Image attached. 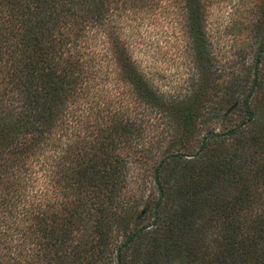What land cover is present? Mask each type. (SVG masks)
Wrapping results in <instances>:
<instances>
[{
  "label": "trees",
  "instance_id": "1",
  "mask_svg": "<svg viewBox=\"0 0 264 264\" xmlns=\"http://www.w3.org/2000/svg\"><path fill=\"white\" fill-rule=\"evenodd\" d=\"M221 1L0 0V264H264V0H228L256 49L220 81ZM155 10L172 92L133 57Z\"/></svg>",
  "mask_w": 264,
  "mask_h": 264
},
{
  "label": "rangeland",
  "instance_id": "2",
  "mask_svg": "<svg viewBox=\"0 0 264 264\" xmlns=\"http://www.w3.org/2000/svg\"><path fill=\"white\" fill-rule=\"evenodd\" d=\"M247 6L254 7L256 11L259 5V0H246ZM233 2L222 0L214 8L208 22V33L212 51L217 55V66L219 72L221 71V79L226 80V76L232 68L237 72L243 70L244 61L251 62L254 58V51L256 49V40L251 39L250 30L255 23L256 13L252 14L250 24L238 25L232 27L238 13L232 9ZM249 14V11L247 12ZM144 23L140 27V36L133 40V57L141 65L146 67V70L151 73V77L158 83H163L166 86L164 89H169L171 92L176 88L182 75L186 72L188 65V56L185 41L182 37V32L178 23L171 21L172 18L164 19L163 17L156 16V10L153 16L148 19L144 16ZM234 26V25H233ZM253 37V36H252ZM252 44V46H250ZM186 50V51H185ZM194 63H189L193 66ZM243 64V65H242ZM226 69V70H225ZM210 76V75H209ZM213 77V76H211ZM181 84V82L179 83ZM264 95V92L261 93ZM219 130L218 125L214 126ZM156 157V160L161 158L166 153H151ZM157 163V162H156ZM155 165L141 166L135 165V171L129 172L131 176H136V170H146L147 174L152 172ZM132 168V169H134ZM141 180H137L136 185L140 184ZM153 182L151 177H147L144 182V191H149ZM150 219L144 223H150ZM168 264H177L171 262Z\"/></svg>",
  "mask_w": 264,
  "mask_h": 264
}]
</instances>
